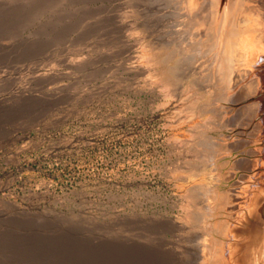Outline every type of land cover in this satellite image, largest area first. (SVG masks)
<instances>
[{
    "label": "rangeland",
    "instance_id": "rangeland-1",
    "mask_svg": "<svg viewBox=\"0 0 264 264\" xmlns=\"http://www.w3.org/2000/svg\"><path fill=\"white\" fill-rule=\"evenodd\" d=\"M132 5L0 0V264H187L193 237L228 221L196 191L264 189V163L215 175L210 95L169 72ZM256 141L232 156L264 158ZM256 213L245 223L264 229Z\"/></svg>",
    "mask_w": 264,
    "mask_h": 264
},
{
    "label": "bare ground",
    "instance_id": "bare-ground-1",
    "mask_svg": "<svg viewBox=\"0 0 264 264\" xmlns=\"http://www.w3.org/2000/svg\"><path fill=\"white\" fill-rule=\"evenodd\" d=\"M134 2L132 7L141 17L142 27L154 35V40H151L161 50H169L164 58L167 63L172 61L169 72L177 75L178 82L194 78L192 84L210 95L208 108L216 114L220 130L217 140L207 143L213 149L210 165L215 175L220 166L228 168L222 175L229 178L236 169L250 170L264 163V158L260 157L232 156L233 150L251 155L261 151L256 140L264 136V120L257 119L259 113L264 112V0ZM245 127L250 128L247 133L231 134L235 129ZM254 173L245 174L241 179L250 180ZM255 178L253 176L251 180ZM239 185L235 190L221 191L215 185L203 189L204 193L196 191L202 209H208L211 219L222 215L218 210L229 214L226 213L227 222L221 219L208 224V232L216 233L217 238L210 232L193 237L195 257L187 264H230L237 261L254 264L259 255L264 254L263 227H249L244 220L247 212L257 215V207L264 204V189L258 187L252 193L248 185ZM233 216H236V222L240 220L239 226L229 220ZM193 219L199 222L198 215ZM222 236L232 240L224 241ZM261 262L263 264L264 261Z\"/></svg>",
    "mask_w": 264,
    "mask_h": 264
}]
</instances>
